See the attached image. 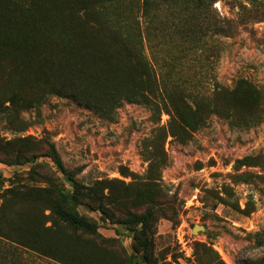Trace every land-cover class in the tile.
<instances>
[{
	"label": "rangeland",
	"instance_id": "obj_1",
	"mask_svg": "<svg viewBox=\"0 0 264 264\" xmlns=\"http://www.w3.org/2000/svg\"><path fill=\"white\" fill-rule=\"evenodd\" d=\"M158 2L152 11L155 41L174 54L175 102L187 112L215 103L222 115L205 111L203 125L190 131L173 118L171 105L152 113L122 101L109 120L70 98L49 96L22 114L20 130L0 119V141L48 140L67 169H79L81 184L123 181L132 210H142L137 200L145 196L165 204L157 211L155 264H199L208 249L225 264H264V0ZM78 27L86 37H99L88 21ZM32 145L41 152L39 142ZM152 160L160 165L148 174ZM54 169L43 156L23 164L0 160V190L17 183L45 186L36 172L57 179ZM116 189L122 193L119 184ZM77 210L93 217L98 234L111 244L106 262L147 264L134 252L131 226L111 223L83 205ZM90 244L84 240L82 249L92 251ZM0 264L59 263L0 239Z\"/></svg>",
	"mask_w": 264,
	"mask_h": 264
},
{
	"label": "trees",
	"instance_id": "obj_2",
	"mask_svg": "<svg viewBox=\"0 0 264 264\" xmlns=\"http://www.w3.org/2000/svg\"><path fill=\"white\" fill-rule=\"evenodd\" d=\"M205 1L211 4L214 0ZM158 3L1 0L0 119L20 130L24 127L22 114L38 109L49 96L70 98L109 120L122 101L143 104L152 113L160 111L161 105L167 110L171 105L173 118L190 131L203 125L205 111L222 115L215 103L202 108L199 104L187 112L175 102L170 89L174 54L155 41L158 29L152 11L159 8ZM86 21L97 30L98 38L79 32L78 25ZM14 142L17 145L10 149ZM33 142L40 143L41 152L33 150ZM0 151V160L8 164L47 157L57 174L54 179L52 173L36 172V181L45 186L17 183L0 190V239L59 264H111L105 257L111 252V244L100 237L93 217L78 213L77 207L83 205L111 223L131 226L134 252L145 263L155 264L153 236L160 218L157 211L166 208L165 204H155L152 197L145 196L137 200L143 202L142 210H132L127 207L128 195L124 193L129 185L123 181L101 179L81 184L75 178L79 169H67L48 140L21 137L13 142L0 141ZM158 165L159 161L152 160L148 174ZM118 184L121 194L116 189ZM176 216L173 212L170 217ZM84 240L91 243L92 251L82 249ZM198 263L225 264L212 249Z\"/></svg>",
	"mask_w": 264,
	"mask_h": 264
},
{
	"label": "water",
	"instance_id": "obj_3",
	"mask_svg": "<svg viewBox=\"0 0 264 264\" xmlns=\"http://www.w3.org/2000/svg\"><path fill=\"white\" fill-rule=\"evenodd\" d=\"M198 228H199V226H194L192 229V232H196Z\"/></svg>",
	"mask_w": 264,
	"mask_h": 264
}]
</instances>
